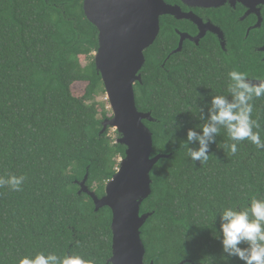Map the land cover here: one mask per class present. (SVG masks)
Here are the masks:
<instances>
[{"label": "trees", "instance_id": "1", "mask_svg": "<svg viewBox=\"0 0 264 264\" xmlns=\"http://www.w3.org/2000/svg\"><path fill=\"white\" fill-rule=\"evenodd\" d=\"M167 19L144 51L142 83L134 86L137 109L154 119L144 120L152 154H170L153 166L140 208L151 213L141 227L144 261L243 264L223 258L218 215L264 198V149L245 140L232 155L222 130L207 162L191 160L188 146L198 144L186 145V132L199 131L198 109L206 117L211 96L228 95L232 70L197 52L166 59L176 42ZM88 20L83 0H0V176L26 177L21 191L0 187V264L41 251L110 264L111 210L95 211L74 182L88 167L87 185L101 197L125 151L109 127L99 136L111 113L97 99L105 90L93 56L98 31ZM76 82L85 83L80 96L72 91ZM252 103L264 139V96Z\"/></svg>", "mask_w": 264, "mask_h": 264}, {"label": "water", "instance_id": "2", "mask_svg": "<svg viewBox=\"0 0 264 264\" xmlns=\"http://www.w3.org/2000/svg\"><path fill=\"white\" fill-rule=\"evenodd\" d=\"M181 1L192 5L197 0ZM83 11L98 31V47L93 56L111 113L102 121L99 136L108 127L113 128L119 134L116 142L123 145L125 151L101 197L87 185L88 167L83 179L74 182L79 186V194L91 197L95 211L104 206L111 210L108 263L154 264L144 261L145 247L141 239V227L151 213L141 212L140 208L151 193L153 166L170 154H152L153 133L144 120L154 119L150 112L137 109L134 86L142 83L144 51L159 35L160 16L170 15L176 19L188 16L178 5L165 0H83ZM183 38L182 35L179 46L172 53L181 50Z\"/></svg>", "mask_w": 264, "mask_h": 264}, {"label": "clouds", "instance_id": "3", "mask_svg": "<svg viewBox=\"0 0 264 264\" xmlns=\"http://www.w3.org/2000/svg\"><path fill=\"white\" fill-rule=\"evenodd\" d=\"M228 95L211 96L207 106V116L203 109H198L202 126L190 128L186 132V145L193 142L198 147L188 146V155L193 162H207L209 145L217 142L221 131H225L232 143L226 144L232 155L238 152L241 141H249L257 149H264V139L261 138L258 120L252 118L254 98L264 96V80L253 82L248 73L232 70L228 73ZM255 129V131H254ZM121 159V158H120ZM26 177L9 174L6 178L0 176V187L7 186L12 191H21ZM219 235L223 258L236 257L243 264H264V198H252L248 206L237 209L224 207L219 213ZM240 245H246L241 247ZM17 264H94L91 259H85L79 254L65 253L58 256L55 253L37 252L35 255L21 257Z\"/></svg>", "mask_w": 264, "mask_h": 264}, {"label": "flooded vegetation", "instance_id": "4", "mask_svg": "<svg viewBox=\"0 0 264 264\" xmlns=\"http://www.w3.org/2000/svg\"><path fill=\"white\" fill-rule=\"evenodd\" d=\"M167 3L178 5L188 17L160 16V20L168 18L166 26L169 25L176 36L166 59L177 49L183 35L181 50L176 53L197 52L205 61L219 67L248 73L253 82L264 80V0H197L192 5L181 0Z\"/></svg>", "mask_w": 264, "mask_h": 264}, {"label": "rangeland", "instance_id": "5", "mask_svg": "<svg viewBox=\"0 0 264 264\" xmlns=\"http://www.w3.org/2000/svg\"><path fill=\"white\" fill-rule=\"evenodd\" d=\"M83 64H85V61L83 62ZM84 87H85V83L84 82H76V83H74L72 85V91H73V93L75 95L80 96L84 92ZM97 99H98V101H101V102H104V103L106 102V108L110 111L109 105H108V101L106 99V95L105 94L104 95L101 94V96L98 97ZM109 135H110V137L112 139H115V138L117 139L118 138V136L115 134V130L113 128H110ZM119 160L120 159L118 158V161Z\"/></svg>", "mask_w": 264, "mask_h": 264}]
</instances>
